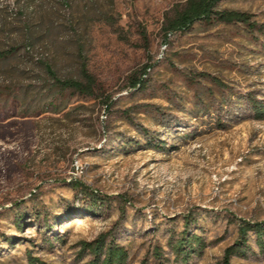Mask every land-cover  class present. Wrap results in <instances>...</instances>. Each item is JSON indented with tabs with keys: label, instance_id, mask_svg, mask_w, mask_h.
Listing matches in <instances>:
<instances>
[{
	"label": "rangeland",
	"instance_id": "1",
	"mask_svg": "<svg viewBox=\"0 0 264 264\" xmlns=\"http://www.w3.org/2000/svg\"><path fill=\"white\" fill-rule=\"evenodd\" d=\"M181 1L0 0V50L17 47L0 60V264H89L81 242L102 232L127 264H222L240 219L264 221V37L197 22L165 41ZM221 7L264 22V0ZM40 62L60 78L84 64L95 95L24 116L44 97ZM185 216L205 243L186 262L172 248ZM249 244L233 264H264Z\"/></svg>",
	"mask_w": 264,
	"mask_h": 264
},
{
	"label": "trees",
	"instance_id": "2",
	"mask_svg": "<svg viewBox=\"0 0 264 264\" xmlns=\"http://www.w3.org/2000/svg\"><path fill=\"white\" fill-rule=\"evenodd\" d=\"M222 0H185L177 2L164 14L162 29L164 40L175 32H184L193 27L197 22L206 24L215 23H242L247 25L251 31H258L264 37V22H255L252 16L236 9L221 7ZM17 47L0 50V60L9 59L15 55ZM44 66L49 78L41 82L40 91L44 92V97L40 103L33 106L29 103L24 112V116H38L46 112L58 113L62 111L68 102L78 95L94 96L97 80L96 77L83 64L80 69V76L60 78L50 65L40 62ZM145 65L139 73H133L129 79V85L135 90L143 89L147 86V69ZM4 94L3 92H0ZM107 107L110 100L104 101ZM254 117L264 119V101H253ZM75 186L79 183L75 182ZM190 217L185 216V228L180 236L172 243V248L177 257L187 261L194 253H200L205 246L203 238L188 232L191 223ZM251 234L255 237V242L264 251V221L240 219L238 224V238L224 250L222 264H233V256L244 257L250 250L249 238ZM81 248L91 255L89 264H127L128 250L121 244L110 238L108 232L100 233L93 240H83ZM34 264H48L45 261L35 259ZM141 264H147L146 261Z\"/></svg>",
	"mask_w": 264,
	"mask_h": 264
}]
</instances>
